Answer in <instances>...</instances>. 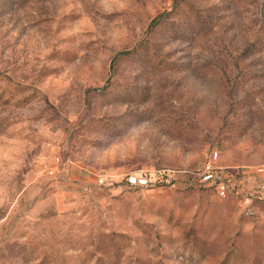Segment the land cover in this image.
Instances as JSON below:
<instances>
[{"label": "rangeland", "instance_id": "374dc122", "mask_svg": "<svg viewBox=\"0 0 264 264\" xmlns=\"http://www.w3.org/2000/svg\"><path fill=\"white\" fill-rule=\"evenodd\" d=\"M258 166L264 0H0V264H264Z\"/></svg>", "mask_w": 264, "mask_h": 264}, {"label": "built area", "instance_id": "2783aa9c", "mask_svg": "<svg viewBox=\"0 0 264 264\" xmlns=\"http://www.w3.org/2000/svg\"><path fill=\"white\" fill-rule=\"evenodd\" d=\"M219 155L217 151H210L208 154H206L202 166H201V172L200 176L203 182L206 184H212L215 186V189L217 191V194L221 197L226 196L227 193V185L222 181H217L216 179V171L217 163H218ZM254 176L259 182L258 188L255 190V195L258 199L263 200L264 199V166H258L254 170ZM99 183L104 184L106 181L105 177L99 178ZM128 182L133 185H146L147 184V178H144L143 175L138 176H130L128 178Z\"/></svg>", "mask_w": 264, "mask_h": 264}]
</instances>
